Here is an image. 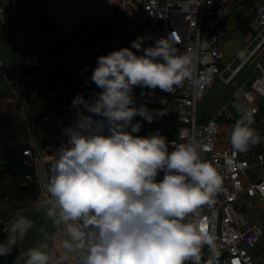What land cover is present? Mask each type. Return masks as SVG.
Instances as JSON below:
<instances>
[{"label":"clouds","instance_id":"9594fccd","mask_svg":"<svg viewBox=\"0 0 264 264\" xmlns=\"http://www.w3.org/2000/svg\"><path fill=\"white\" fill-rule=\"evenodd\" d=\"M144 39L97 57L90 79L99 91L88 98L78 93L75 119L61 126L65 139L54 150L38 210L59 229L62 256L41 242L20 250L13 264H61L69 256L74 264H199L205 245L215 252L198 210L214 202L223 178L204 159L206 147L170 141L159 130L136 135L142 125L133 123L167 114L138 104L134 89L141 96L143 89L171 94L194 82L195 57L176 47L173 33L147 47ZM253 124L254 110H243L230 136L234 151L260 142ZM32 228L24 216L4 225L0 257L11 255Z\"/></svg>","mask_w":264,"mask_h":264},{"label":"built area","instance_id":"2783aa9c","mask_svg":"<svg viewBox=\"0 0 264 264\" xmlns=\"http://www.w3.org/2000/svg\"><path fill=\"white\" fill-rule=\"evenodd\" d=\"M19 1L0 0V32L12 29L10 10ZM244 10L250 15L247 22L253 35L236 56L239 62L233 66L230 61L221 67L226 22L238 13L239 19L246 21ZM171 33L176 47L182 52L191 50L195 57L194 82L186 81L171 94L156 89L148 95L149 90L143 89L146 94L141 96L142 90L134 89L138 104L146 103L151 109L167 113L151 124L137 116L133 123L140 121L142 127L136 135L159 130L170 141L196 140L206 147L204 159L216 166L223 178L214 202L198 210L215 241V252L207 245L201 249L199 264H264L250 253L264 230L258 218L260 211L251 212L264 210V0L260 4L255 0H119L115 13L87 17L73 41L43 58L41 49L29 45L31 29L26 34H16L10 46L19 47V57L12 73L0 58V79L9 86L8 99H19V109L31 134V142L20 149V158L28 170L20 173L18 184L28 187L36 183L47 197L54 150L65 139L61 126H68L76 117L72 100L78 93L88 98L93 91H99L90 79L97 57L131 48L137 37H144L147 47ZM252 60L254 79H246L213 116L199 120L197 102L214 75L228 72L222 80L229 83ZM30 103L38 104L31 109ZM243 110H254L252 126L261 140L241 153L232 149L230 136ZM251 168L260 169L254 180L248 174ZM0 203L3 211L13 208L1 191ZM22 204L19 201L15 206ZM11 221L0 217V234ZM61 264L74 261L71 257Z\"/></svg>","mask_w":264,"mask_h":264},{"label":"rangeland","instance_id":"374dc122","mask_svg":"<svg viewBox=\"0 0 264 264\" xmlns=\"http://www.w3.org/2000/svg\"><path fill=\"white\" fill-rule=\"evenodd\" d=\"M255 1L257 4H260L262 0ZM77 5V2L73 1L71 5L72 8H69L71 14L69 13L67 21H72L75 18L72 14L78 10ZM50 9L48 4L46 6L45 0H36L35 3L29 2L28 0H20L19 3L10 10V26L12 29L2 30L0 32V58L3 60L10 73L14 71L15 62L20 54L18 46H10L16 34H26L31 29L29 45L31 48L41 49L42 58L51 52L63 48L76 38L77 35L69 38L65 34V30L57 22V16L61 21H64L65 17L53 15L54 13L51 14ZM52 9L55 11V8ZM242 13L243 17L249 22L250 15L247 11L244 10ZM225 31L226 37L222 47L224 57L220 61L221 67L230 61H233V66L239 62L240 57L237 58L236 56L242 52L253 34V32L251 34L249 32L243 33V30L237 23L235 15L228 18ZM253 63V60L248 62L229 83L222 80V77H226L228 72L222 75H214L212 83L206 88L203 96L197 102V116L199 120L213 116L246 79H248L249 82L254 79ZM245 86L247 87V85ZM8 90L9 86L6 81L0 79V170L3 165L10 164L12 170L23 173L28 170V166L22 162L20 155L17 156L16 152L20 147L31 142V134L24 113L21 111L24 119V124H21L19 116L17 117L14 110L11 108L13 104L7 102L9 101L7 97ZM12 99L13 102L17 101L16 105L20 108L19 99L17 100L15 97ZM38 103H30L29 107L33 109ZM159 119L161 120L162 117L157 118V120ZM8 147L13 148V153L9 154L10 158L7 157ZM259 171V168L249 169L248 174L250 179L254 180ZM46 198L43 191L39 190V194L36 198L25 206L3 211V205L0 203V217L3 219H10L13 221L17 216H24L33 223V228L28 231L24 240L18 241L17 246H14L15 250L13 253L8 256L0 257V264H13L20 250H27L41 242L48 244V250L54 252L57 259L62 256L63 249L59 245V242L56 241V239H59V236H61L57 233L60 232L59 229L44 215L43 211L38 210L39 205ZM257 211H260L258 218L264 226V210L257 208L251 212ZM9 224L10 222L8 225ZM6 239L7 234L1 233L0 241ZM250 250L252 253H264V230L259 242L255 244L254 248H250ZM260 260L264 261V259Z\"/></svg>","mask_w":264,"mask_h":264},{"label":"crops","instance_id":"0c3cea01","mask_svg":"<svg viewBox=\"0 0 264 264\" xmlns=\"http://www.w3.org/2000/svg\"><path fill=\"white\" fill-rule=\"evenodd\" d=\"M73 1L77 2L78 10L75 13L72 12L73 13L72 15H74L75 18L72 21H67V17L70 13L69 8L73 4ZM118 1L119 0H90L87 3H83L82 0H45V4H46V6L48 4L49 7L51 8L50 9L51 14L54 13L53 15H59V16L65 17V20L61 21L59 19V17L57 16V22L65 30V34L70 38L72 36H76L77 33L80 32V30L82 28L83 20L86 19L87 17L97 16V15H108V14L115 13L117 11ZM52 8H55V11ZM8 100L11 101V102L7 101L8 103L13 104L11 106V108L14 110L15 115L17 117L19 116V118L21 120L20 123L24 124V119H23V116L21 114V111L18 108V106L16 105L17 101L13 102L12 101L13 99H8ZM57 233H58V235H60V232H57ZM56 241L59 242V245L61 246L62 237L59 236V239H56ZM250 253L252 254V256L255 259H258V260L264 259V253H261V252L252 253L251 250H250ZM70 258H71V256H69L67 259H64L62 261L69 260ZM261 261H263V260H261Z\"/></svg>","mask_w":264,"mask_h":264},{"label":"trees","instance_id":"16d2710c","mask_svg":"<svg viewBox=\"0 0 264 264\" xmlns=\"http://www.w3.org/2000/svg\"><path fill=\"white\" fill-rule=\"evenodd\" d=\"M237 23L239 27L243 30V33H248V32L250 34L252 33V31L250 30L248 26L247 20L242 22L241 19H237ZM207 118L208 117H206L205 119ZM22 147H20L17 150L16 155L20 154V149ZM12 153H13V148L8 147L7 157L10 158L9 154H12ZM19 176H20V173L12 170L10 168V164H5L2 166L1 171H0V191L2 192L4 196L6 195L9 197L10 202L13 205V208H17V206H15V203L19 201L23 203L21 206L30 204L39 194V190H38L36 183H32L28 187L19 186L18 184Z\"/></svg>","mask_w":264,"mask_h":264},{"label":"water","instance_id":"95a60500","mask_svg":"<svg viewBox=\"0 0 264 264\" xmlns=\"http://www.w3.org/2000/svg\"><path fill=\"white\" fill-rule=\"evenodd\" d=\"M236 18L237 19H239L240 18V14L238 13V14H236ZM243 21H244V19H243Z\"/></svg>","mask_w":264,"mask_h":264}]
</instances>
